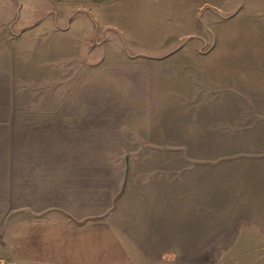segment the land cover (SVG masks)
<instances>
[{"label": "rangeland", "instance_id": "rangeland-1", "mask_svg": "<svg viewBox=\"0 0 264 264\" xmlns=\"http://www.w3.org/2000/svg\"><path fill=\"white\" fill-rule=\"evenodd\" d=\"M262 3L0 0V264L46 203L119 222L142 264H264ZM25 110L99 117L37 146ZM31 158L76 159L75 196L22 197Z\"/></svg>", "mask_w": 264, "mask_h": 264}, {"label": "crops", "instance_id": "crops-1", "mask_svg": "<svg viewBox=\"0 0 264 264\" xmlns=\"http://www.w3.org/2000/svg\"><path fill=\"white\" fill-rule=\"evenodd\" d=\"M262 5L264 6V0ZM238 74L234 72L233 75ZM259 75V73H258ZM236 88L240 85L233 84ZM264 91V89H263ZM24 117L38 118L27 122V128L35 130L29 141L37 144L69 143L67 148L78 142V132L88 129L94 124L93 118L99 116L77 115L70 111H22ZM91 119V120H89ZM104 124V123H103ZM90 125V126H89ZM103 126V125H102ZM25 127V126H24ZM25 127V128H26ZM45 130V136L40 135ZM50 143V144H51ZM53 147V146H52ZM60 149L62 146L59 147ZM107 148L104 146L95 147ZM46 149V147H45ZM29 165L39 167L31 171L23 182L22 197L61 199L75 196L74 185L78 180L77 160L61 158L30 159ZM25 164V163H24ZM53 167L49 173L41 167ZM64 167V168H63ZM47 171V170H46ZM31 178V179H30ZM23 215H39L38 220L28 217L24 223L21 238L16 253H12L9 264H142L143 254L133 249L132 242L122 231L119 222L97 216L93 213H78L58 209L55 204L46 203L45 208L23 206L20 211ZM132 244V245H131Z\"/></svg>", "mask_w": 264, "mask_h": 264}]
</instances>
